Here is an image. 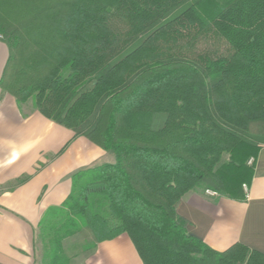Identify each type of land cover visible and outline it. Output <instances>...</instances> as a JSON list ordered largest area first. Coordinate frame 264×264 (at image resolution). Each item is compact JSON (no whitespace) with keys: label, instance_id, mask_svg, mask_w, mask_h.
<instances>
[{"label":"trees","instance_id":"obj_1","mask_svg":"<svg viewBox=\"0 0 264 264\" xmlns=\"http://www.w3.org/2000/svg\"><path fill=\"white\" fill-rule=\"evenodd\" d=\"M0 41V90L113 158L73 173L45 211L39 264H68L63 241L81 227L125 233L142 264H264L240 244L210 249L175 212L195 187L240 198L251 180L264 0H0Z\"/></svg>","mask_w":264,"mask_h":264},{"label":"crops","instance_id":"obj_2","mask_svg":"<svg viewBox=\"0 0 264 264\" xmlns=\"http://www.w3.org/2000/svg\"><path fill=\"white\" fill-rule=\"evenodd\" d=\"M7 56L0 41V76ZM112 161L87 139L43 117L31 101L17 104L0 90V264H36L38 223L68 196L71 175ZM247 187V198L243 192L230 198L195 188L175 204V212L186 221L187 234L214 251L240 244L264 256V146ZM76 236L89 246L69 264H142L125 233L96 241L81 227Z\"/></svg>","mask_w":264,"mask_h":264},{"label":"rangeland","instance_id":"obj_3","mask_svg":"<svg viewBox=\"0 0 264 264\" xmlns=\"http://www.w3.org/2000/svg\"><path fill=\"white\" fill-rule=\"evenodd\" d=\"M226 1H228V0H217V2H220V3H225ZM91 86H92V84H89L86 87V89L91 88ZM256 135H257V133H256ZM261 139H262V136L258 134V140H261ZM227 159H228V155L223 154L221 156L219 164L227 161ZM248 161H247V164H248ZM195 188L203 189V187H200V186L195 187ZM195 188L191 189L190 191L194 190ZM95 211L98 214L105 216L107 218L109 224H112L114 222V219H113L111 213H109L110 211L107 209V207L105 205L101 206L99 209L97 208ZM35 246H36L35 248H36V254H37L36 264H39L40 258H41V253H42V246H41L39 241L35 242ZM88 246H89V243L80 241L77 238L76 234L66 238L63 241V254L68 259V264H69L70 258L73 255L75 256L78 252H80L81 250L85 249Z\"/></svg>","mask_w":264,"mask_h":264},{"label":"built area","instance_id":"obj_4","mask_svg":"<svg viewBox=\"0 0 264 264\" xmlns=\"http://www.w3.org/2000/svg\"><path fill=\"white\" fill-rule=\"evenodd\" d=\"M251 161L252 160L250 159L248 161V164H251ZM241 189H242L244 198H247L248 197V187H247V185L246 184H243L242 187H241Z\"/></svg>","mask_w":264,"mask_h":264}]
</instances>
